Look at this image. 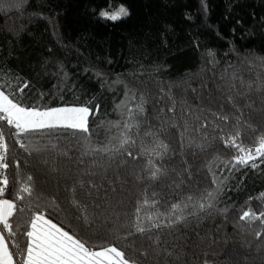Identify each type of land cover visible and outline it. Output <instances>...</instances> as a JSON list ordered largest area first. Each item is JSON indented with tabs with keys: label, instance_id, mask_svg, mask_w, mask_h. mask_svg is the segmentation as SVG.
Listing matches in <instances>:
<instances>
[{
	"label": "trees",
	"instance_id": "trees-1",
	"mask_svg": "<svg viewBox=\"0 0 264 264\" xmlns=\"http://www.w3.org/2000/svg\"><path fill=\"white\" fill-rule=\"evenodd\" d=\"M120 5L126 17L112 21L99 15ZM262 62L264 0H0V85L6 94L14 92L24 106H88L95 113L88 119L89 133L56 129L22 137L28 151L15 142V129L4 127L9 146V168L0 169L9 180L4 198L12 199L29 175L34 188L33 197L18 203L25 212L10 220L16 241L23 246L25 228L17 230L15 221L30 215L29 205L34 211L35 204L55 198L59 209L48 216L53 223L71 222L92 242H111V233L126 234L145 189L156 194L150 198L164 212L215 188L208 171L214 161L224 182L211 208L190 205L184 221L146 233L130 229L133 235L119 244L147 253L141 264H264V224L240 220L243 211L264 212V158L255 161L256 168L249 163L231 171V164L221 162L236 154L221 137L239 130L240 140L254 147L264 132ZM141 100L139 128L128 130L136 143L108 144L125 131L126 109L135 113ZM117 122L119 128L109 127ZM89 134L92 149L108 145L110 151L84 155ZM157 142L167 150L151 157L161 169L152 180L142 149ZM91 170L99 173L93 179L102 187L91 197L80 191L77 199L100 207L92 210L94 222L81 225L73 220L80 213L71 189ZM189 210L195 215H187Z\"/></svg>",
	"mask_w": 264,
	"mask_h": 264
},
{
	"label": "snow or ice",
	"instance_id": "snow-or-ice-1",
	"mask_svg": "<svg viewBox=\"0 0 264 264\" xmlns=\"http://www.w3.org/2000/svg\"><path fill=\"white\" fill-rule=\"evenodd\" d=\"M128 10L123 5L118 8L110 7L101 10L99 15L105 19L112 21L119 20L128 15ZM264 64V62H262ZM27 85H25L26 87ZM23 92V88L19 89ZM10 96L12 98H10ZM133 99L135 95L133 94ZM123 103V102H122ZM118 107H120L118 105ZM99 110V106L96 107ZM172 109H169L171 111ZM128 119L124 121V132L119 134V137H112L108 144H112L113 140L118 141L119 148L125 145L136 143L132 141L128 135V130L132 128H139V123H136V116L142 114L144 111L143 101L137 103L135 113L131 108H127ZM95 115L92 109L88 106H62V107H40L39 105L24 106L22 99L17 97L15 93H7L4 85H0V122H6L0 126V169L6 170L9 168V163L6 161L9 146L5 140V126H11L15 129L11 135L16 138L15 142L21 148L28 151V146L24 143L22 137L28 134H37L45 130L56 129H73L79 130L81 133H89L88 119L89 116ZM123 115V114H122ZM242 115V114H241ZM221 120L227 121L229 117L221 116ZM239 124L240 121L237 120ZM109 127L119 128V122L110 124ZM203 127V125H202ZM251 128V125H247ZM222 131V130H221ZM253 131H258L253 129ZM139 134V133H137ZM146 136H152L153 133H145ZM225 147L234 148L236 154L230 161H221L225 166L231 164L232 169L237 165H247L251 163L252 168L258 167L255 162L258 158H264V132H261L254 142V147L246 146L240 140V131L237 130L235 134H228L226 137H221ZM86 149L84 155H89L90 151L108 152L110 148L108 145L100 148L92 149L90 134L85 137ZM116 147V145H112ZM38 149H33L37 151ZM119 150V149H118ZM167 150V145L163 142L154 143L150 148H143V154L149 155L147 167L149 169V178L155 180L161 174V169L151 159L152 156H160ZM132 156V153H128ZM135 158V157H134ZM215 159L219 160V157ZM214 161H210L208 171L212 176V184L216 185L212 190H205L198 198L189 195L185 201L172 203L170 207H166L164 212L159 211V201L151 199L156 194H150L148 190L142 194L143 198L137 201L134 210V220L130 226L125 227V235L123 237L117 236L115 232L111 233L113 239L111 242L102 244L92 242L90 237L83 234V227L80 231L72 227L71 222L61 226L60 223H53L48 216L52 215L59 209V205L55 198H52L47 205L35 204V210L31 211L33 205H29L30 215L23 221L17 219L15 221V228L17 230L22 227L25 231L22 233L25 237L23 246L15 239L17 231L14 230V224L10 222L18 213L25 212L23 207L18 208V203L24 201L26 198H31L34 195V188L32 177L29 175L19 184V188L13 194L12 199L4 198L5 193L8 192L9 180L6 174L0 173V264H141L142 258L147 253H136V251L127 245H120L121 239L127 240L129 236L133 235L130 229H134L136 233L151 232L153 228L171 227L172 225L184 221L186 219L185 210L192 208L204 210L211 208L216 199L217 193L221 190L223 180L219 179L216 172L213 170ZM264 163V159H261ZM16 167L19 168V162H15ZM99 175L95 170L85 171L82 178L76 181L74 187L71 189L73 208L80 213L79 216H74L73 220L80 221L81 225L94 222L95 217L92 215L93 208H99L100 205L89 206L81 204L77 199L80 191H86V195L91 197L92 190H99L102 185H97L93 177ZM227 179V177H224ZM14 179V186H15ZM26 194V195H25ZM264 197V193L261 194ZM43 199L42 196H37V200ZM49 205L53 207H49ZM146 208H152V211H145ZM47 213V214H46ZM187 215H195V212L189 210ZM165 218L167 224L159 218ZM240 220L260 221L264 224V212H253L250 209L243 211ZM145 221L148 223L146 224ZM67 229V230H66ZM257 238H260L262 233L257 231L255 233ZM6 236L12 238L11 241L6 239ZM11 242V249L9 243ZM157 247L159 241L156 242ZM119 245V246H118ZM171 255V253H169ZM15 257V258H14Z\"/></svg>",
	"mask_w": 264,
	"mask_h": 264
},
{
	"label": "crops",
	"instance_id": "crops-1",
	"mask_svg": "<svg viewBox=\"0 0 264 264\" xmlns=\"http://www.w3.org/2000/svg\"><path fill=\"white\" fill-rule=\"evenodd\" d=\"M0 229H2V228L0 227Z\"/></svg>",
	"mask_w": 264,
	"mask_h": 264
}]
</instances>
